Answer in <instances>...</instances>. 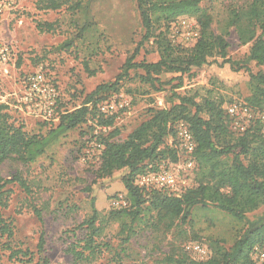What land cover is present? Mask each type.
<instances>
[{
    "label": "rangeland",
    "instance_id": "obj_1",
    "mask_svg": "<svg viewBox=\"0 0 264 264\" xmlns=\"http://www.w3.org/2000/svg\"><path fill=\"white\" fill-rule=\"evenodd\" d=\"M78 1L68 0L58 10H40L38 0H17L0 19V39L11 43L15 53L6 72L0 73V103L8 106L16 125H23L30 134L47 136L59 122L40 121L17 109L26 75L39 68L45 71L58 89V110L63 115L81 107L99 85L116 81L127 59L135 53V62L160 59L154 37L144 39L146 29L138 0H81L82 7L73 10L71 6ZM251 1L202 0L200 6L212 16V29L218 33L226 26L233 8ZM152 17L153 33L166 31L164 20L157 15ZM170 27L166 32L171 39ZM228 30V57L245 64L253 73L264 72V66L248 60L251 45L240 43L234 27ZM171 40L181 45L178 39ZM141 75L143 70L131 69L120 79L116 90L99 96L100 100L125 102L113 126H100L95 108L87 122L55 139L36 161L25 164L8 160L3 164V177L19 178L23 184L17 180L8 183L0 204L13 232L10 237L0 236V264H75L67 249L87 236L89 230L83 223L94 209L104 229L99 241L113 250H105L92 264H118L116 253L121 256L120 264H170L167 259L172 244L185 247L191 242L200 243L211 255L213 243L229 249L245 231L246 221H239L212 204L192 207L189 217L177 220L167 232L155 231L144 217L119 220L112 215V211L119 210L112 206V200L126 197V192L118 174L109 179L97 178L101 150L96 143L101 142V137L117 130L111 139H126L150 118L151 110L178 103L173 93L196 94L199 101L213 90L214 96L225 99V109L250 95L245 68L193 69L182 76L179 88L174 86L180 73H163L158 76L161 82L155 85L143 81ZM263 214L261 207L249 213L248 218ZM123 222L129 228L126 232ZM128 233L132 238L124 242ZM18 251L28 253L17 255ZM253 257L262 264L264 249L256 248Z\"/></svg>",
    "mask_w": 264,
    "mask_h": 264
},
{
    "label": "trees",
    "instance_id": "obj_2",
    "mask_svg": "<svg viewBox=\"0 0 264 264\" xmlns=\"http://www.w3.org/2000/svg\"><path fill=\"white\" fill-rule=\"evenodd\" d=\"M202 0H138L146 29L145 40L154 37L160 59L156 62H135V56L127 59L123 72L117 80L99 85L87 95L83 105L61 115L58 125L47 136L30 134L23 125H16L9 108L0 103V204L5 194V187L13 180L5 179L2 166L8 160L32 163L43 155L49 145L59 136L77 128L88 121L100 95L109 90H116L120 79L131 69H141V79L151 85L161 82L163 73H180L177 78L179 88L183 84L182 76L193 69L204 67L230 66L233 71L242 68L248 73L250 95L245 102L255 110L264 113V72L253 73L245 64L228 57L229 27H234L240 43L250 44L249 61L264 66V0H252L243 7L233 8L225 27L216 33L212 29V16L200 6ZM68 0H38L40 10H58ZM72 9L82 7L81 0L73 4ZM164 20L168 31L170 25L180 16L195 18L200 26V36L192 47L174 44L166 31L153 33L152 16ZM39 28L41 25L38 24ZM137 52V51H136ZM238 65V67H236ZM213 90L197 100L196 94L181 95L173 93L179 100L170 107L151 110V116L137 126L122 141L112 140L110 135L101 137L104 148L101 164L96 171L97 178L109 179L118 174L126 192L127 206L116 208L112 215L119 220L131 216L146 222L155 231L171 230L179 219L186 220L190 209L197 205L212 204L227 212L239 221H246L247 228L235 240L229 249L215 242L212 253L206 260H199L180 244H172L168 262L170 264H257L253 255L256 248L264 249V214L249 219L248 214L264 207V130L260 120L250 124L243 132H235L231 127V117L224 108L225 99L213 95ZM90 104V105H89ZM97 113V112H96ZM100 126H113L115 116L105 118L95 115ZM185 121L193 133L196 148L195 185L181 196H173L158 190L141 189L135 184L138 175L157 170L164 161L176 162L179 158L175 146L169 141L175 138L174 125ZM168 141V143H167ZM89 230L87 236L72 243L67 251L75 264H92L106 250H113L109 244L99 238L103 234L100 215L96 209L90 218L84 221ZM123 231L129 230L123 222ZM12 228L0 211V236H12ZM132 238L127 234L124 242ZM26 255L28 252L18 251ZM117 263L121 256L116 253ZM264 264V261L263 263Z\"/></svg>",
    "mask_w": 264,
    "mask_h": 264
},
{
    "label": "built area",
    "instance_id": "obj_3",
    "mask_svg": "<svg viewBox=\"0 0 264 264\" xmlns=\"http://www.w3.org/2000/svg\"><path fill=\"white\" fill-rule=\"evenodd\" d=\"M16 3L17 0H0V19ZM199 36L200 26L194 18L180 16L171 24L170 37L178 39L182 46H194ZM14 57V48L11 43L0 39V73L6 72ZM58 98L57 87L47 78L45 71L39 68L24 77L16 107L28 117L44 122H59L61 114L58 110ZM124 106V101L106 99L98 103L97 109L99 115L108 118L115 116ZM226 110L231 117V127L235 132L245 131L256 120L262 122L264 130V113L250 107L245 101L236 100ZM102 127L106 128V126ZM174 128L176 136L174 139L171 138L169 143L177 149L178 160L176 162L164 161L157 170L138 175L135 184L141 189L158 190L169 195L181 196L194 186L197 168L196 139L185 121H178ZM96 145L102 153L103 144L97 142ZM112 206L115 208L126 207L127 201L125 197L118 196L112 200ZM185 250L195 255L199 260H206L210 257V253L200 243H188Z\"/></svg>",
    "mask_w": 264,
    "mask_h": 264
},
{
    "label": "crops",
    "instance_id": "obj_4",
    "mask_svg": "<svg viewBox=\"0 0 264 264\" xmlns=\"http://www.w3.org/2000/svg\"><path fill=\"white\" fill-rule=\"evenodd\" d=\"M1 25V24H0Z\"/></svg>",
    "mask_w": 264,
    "mask_h": 264
}]
</instances>
